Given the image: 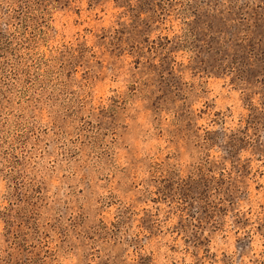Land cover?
Here are the masks:
<instances>
[{
	"label": "rangeland",
	"instance_id": "1",
	"mask_svg": "<svg viewBox=\"0 0 264 264\" xmlns=\"http://www.w3.org/2000/svg\"><path fill=\"white\" fill-rule=\"evenodd\" d=\"M0 264H264V0H0Z\"/></svg>",
	"mask_w": 264,
	"mask_h": 264
}]
</instances>
